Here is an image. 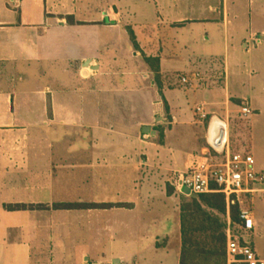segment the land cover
<instances>
[{
    "label": "crops",
    "instance_id": "obj_1",
    "mask_svg": "<svg viewBox=\"0 0 264 264\" xmlns=\"http://www.w3.org/2000/svg\"><path fill=\"white\" fill-rule=\"evenodd\" d=\"M105 30L111 37L126 33L132 45L136 67L115 74L128 79L117 87L106 86L97 54L78 59L74 51V36L103 46ZM144 57L158 59V81ZM185 72L202 80L184 86L178 76ZM245 74L255 77L248 95ZM243 101L258 125L256 140L244 148L264 171V0H0V264H103L89 259V246L97 244L111 255L117 246L135 256L165 253L178 264L179 199L174 254L164 242L139 246L138 219L150 217L154 188L163 197L181 196L168 175L213 147L219 126L225 135L218 148L241 149L230 116ZM185 143L193 149L183 169L168 170L162 188L144 187L143 170L161 168L165 150ZM16 204L24 207H8ZM74 224L81 236L76 256Z\"/></svg>",
    "mask_w": 264,
    "mask_h": 264
},
{
    "label": "rangeland",
    "instance_id": "obj_2",
    "mask_svg": "<svg viewBox=\"0 0 264 264\" xmlns=\"http://www.w3.org/2000/svg\"><path fill=\"white\" fill-rule=\"evenodd\" d=\"M74 36L75 41L77 43V46H74V51L76 57L79 59V57L85 53L97 54L98 58L100 59L101 63V71H103L105 74L104 79L106 86H113L117 87L118 85L122 84L123 82H127L128 79L126 77H122L119 74L125 69H133L135 66L134 60H133V50L132 45L128 39V36L126 33H121V35L116 37H111V33L108 30H105L100 34L101 39L103 38L105 45L102 46V44L98 43L96 44V41L92 44V40L88 38L85 34ZM78 52V54H77ZM256 51H254L255 53ZM124 56L126 58V61H122V59H117L119 56ZM75 63V62H74ZM77 65L79 62L76 63ZM118 72V73H117ZM137 80H140V77H136ZM255 81V77L251 78L248 74L244 75V82L246 84V88L243 91L244 95H248L247 92V85L249 82ZM154 101H156L157 93L152 98ZM197 101H200L198 99ZM143 105V111L144 113L145 109H147V106L149 107V101L147 100V105L142 103ZM189 103L185 101V98L182 100V108L185 110V112L189 111ZM193 103H191L192 105ZM150 108V107H149ZM188 114V113H187ZM252 114H249L247 117L240 116L239 113H234L232 116H230V126H231V132L232 137L235 134H238L239 137H236L237 139L242 140V147L241 149H244L239 152H248L244 147L249 145V141L254 139L256 140V132H257V124L251 123L250 118ZM235 126H232V125ZM234 132V133H233ZM199 137H201L202 133L199 131ZM235 139V137H233ZM240 142V141H239ZM199 143V141H198ZM235 144V143H234ZM192 144L185 143L183 145H179V149H171V150H165V156L162 160V167L161 168H145L143 170L144 174L138 176V179H140L141 183L144 187H149L152 185H157L158 187L162 188L164 186V178L166 177V174H168V170L173 169H183V161L187 157V152L191 151ZM235 147V145H234ZM235 149V148H234ZM237 150V149H236ZM233 150V151H236ZM193 153V152H191ZM154 159V158H153ZM151 165L155 166L158 165V160L154 159L150 162ZM154 168V169H153ZM147 171V172H146ZM152 171V172H151ZM177 171V170H175ZM173 171V172H175ZM171 172L168 175V178H170L173 174ZM169 184V183H168ZM144 192V191H143ZM152 192L151 200V211L150 217L148 220H145L144 222H140L138 219V231L140 232V235L142 237H138V245L144 244L147 246H151L152 243L155 241L164 242L166 243V249L168 252H172L174 254V244L177 242V236H178V223L176 215V205L179 202L181 203L184 199H189L191 195L189 196H176V197H163L160 193L159 188H154ZM249 208L252 212V218L255 223L254 230L252 232H244L243 237L249 243L253 246L254 250L257 252V254L264 258V193L262 192H256L253 193L250 197V201L248 202ZM144 211V207L141 205L139 206V211ZM143 228V231L141 229ZM74 229L77 230L76 224H74ZM77 240L78 243L81 240L80 231L77 230ZM80 236V237H79ZM76 243L77 245H74L73 253L74 256H76V253L78 251V248L81 243ZM89 259L90 260H101L103 264H111L116 259H121L122 264H170L172 258H167L165 253H157V254H147L146 256L142 255H133L130 254L129 251L126 248H119L114 247L112 251L114 254H110V250L107 245H91L89 246ZM72 250V249H71ZM142 258H146L147 260L142 262ZM174 258V257H173ZM134 259H138V262H134ZM162 262V263H161Z\"/></svg>",
    "mask_w": 264,
    "mask_h": 264
},
{
    "label": "built area",
    "instance_id": "obj_3",
    "mask_svg": "<svg viewBox=\"0 0 264 264\" xmlns=\"http://www.w3.org/2000/svg\"><path fill=\"white\" fill-rule=\"evenodd\" d=\"M180 84L195 86L202 76L199 72H185L178 76ZM195 112L200 120L208 114L203 105H196ZM240 115L252 113L246 101L240 104ZM173 190L183 196L187 189L190 195L217 192L225 199V255L227 264H264L253 246L244 239L243 233L253 229L254 221L248 202L259 187L264 186V171L255 168L254 158L249 152L231 151L229 148H205L195 155L184 170L173 172L168 179ZM238 206L239 222L231 219L230 208Z\"/></svg>",
    "mask_w": 264,
    "mask_h": 264
},
{
    "label": "trees",
    "instance_id": "obj_4",
    "mask_svg": "<svg viewBox=\"0 0 264 264\" xmlns=\"http://www.w3.org/2000/svg\"><path fill=\"white\" fill-rule=\"evenodd\" d=\"M68 19H70L68 17ZM132 41L134 37L129 32ZM134 45L135 42H134ZM159 76L158 59L144 57ZM171 193V187L169 188ZM11 209L23 208L24 205H10ZM55 208L74 209L91 208L95 204L87 203H56ZM225 199L217 192L191 195L180 203L179 223L181 233V249L178 264H227L225 255ZM231 219L239 222L238 206L230 208Z\"/></svg>",
    "mask_w": 264,
    "mask_h": 264
},
{
    "label": "water",
    "instance_id": "obj_5",
    "mask_svg": "<svg viewBox=\"0 0 264 264\" xmlns=\"http://www.w3.org/2000/svg\"><path fill=\"white\" fill-rule=\"evenodd\" d=\"M143 130H144L145 132H148V131H150V127L145 126V127L143 128ZM224 135H225L224 127H223V126H219V127L215 130V132H214V134H213V137H212V146H213V147H217V148H218V147H221V146L223 145ZM183 191H184L185 194L190 195L189 190H187V189L184 188ZM95 264H99V263H95Z\"/></svg>",
    "mask_w": 264,
    "mask_h": 264
}]
</instances>
